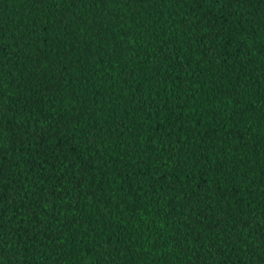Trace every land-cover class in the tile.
Listing matches in <instances>:
<instances>
[{"label":"trees","instance_id":"obj_1","mask_svg":"<svg viewBox=\"0 0 264 264\" xmlns=\"http://www.w3.org/2000/svg\"><path fill=\"white\" fill-rule=\"evenodd\" d=\"M0 264H264V0H0Z\"/></svg>","mask_w":264,"mask_h":264}]
</instances>
